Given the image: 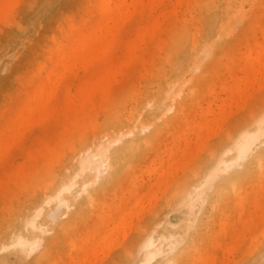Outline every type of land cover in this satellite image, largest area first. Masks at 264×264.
Here are the masks:
<instances>
[{
  "label": "bare ground",
  "instance_id": "bare-ground-1",
  "mask_svg": "<svg viewBox=\"0 0 264 264\" xmlns=\"http://www.w3.org/2000/svg\"><path fill=\"white\" fill-rule=\"evenodd\" d=\"M25 1L0 0V28L7 26L8 16L20 10ZM71 1L66 0V4ZM185 1L173 0L175 7L156 17L154 11L166 0H88L89 10L79 20L57 18V24L36 39L17 33L16 44L12 38L15 45L7 37L0 63L12 54L14 46L26 45V81L31 87L19 90L20 105L16 104L9 116L5 114L8 117H0V162L34 127L56 119L61 127L56 142L33 156L30 168L20 165L10 175L9 198L0 195V253H6L4 262L21 261L25 252L35 253L42 246L46 253L70 239L68 254H83L73 264H105L113 251H121L122 239L137 230L140 240L132 250L120 254L118 264H152L157 256L170 255L171 250L164 249L166 240L178 249L180 244H176L182 238L186 246L166 264H192L204 254L201 247L216 222L223 228L216 239L227 234L230 212L243 210L236 208L237 204L261 206L253 213L255 218L264 219V198L256 196L264 189V104L240 119L238 114L230 115L233 103L238 104L233 105L236 108L248 109L253 94L264 92V26L259 39H247L241 77L232 84L219 75L212 80L209 68L219 59L226 56L229 63L235 61L226 49L230 30L226 12L219 18L210 12L207 21L200 16L198 21L196 15L182 20L178 8ZM43 12L46 15V10ZM135 20L141 24L127 40L121 39V31ZM164 30L170 32L166 38L161 37ZM118 47L123 55L115 60L113 53ZM81 71L89 72L90 78L76 88L65 84L68 77ZM129 74L138 83L116 98V87ZM61 94L64 99L59 102ZM166 130L172 145L154 154L158 160H152L137 175L141 160ZM130 176L135 177L133 182ZM127 180L134 186L127 195L131 196L126 201L129 203L125 205L123 196L114 212H105L107 195L113 189L124 191ZM160 189L164 196L155 197ZM131 204L130 214H126ZM145 205L149 208L141 213ZM97 208L102 215L78 233V226L85 225ZM183 210L196 217L201 213L202 221L194 234L189 224L170 230L174 221L169 216ZM146 217L148 221L141 228L135 218L140 222ZM255 218L246 220L247 224ZM260 236L256 245L245 249L248 257L241 258L239 264H264V226ZM229 248L232 252L236 247ZM98 257L104 258L99 261Z\"/></svg>",
  "mask_w": 264,
  "mask_h": 264
},
{
  "label": "rangeland",
  "instance_id": "rangeland-1",
  "mask_svg": "<svg viewBox=\"0 0 264 264\" xmlns=\"http://www.w3.org/2000/svg\"><path fill=\"white\" fill-rule=\"evenodd\" d=\"M51 1H53L55 5H53ZM51 1L49 0L48 1L49 3H48L45 0V2H46L45 3L44 0H32V1L26 0L24 5L21 7L20 10L18 9L14 13L9 15L7 18V26L0 28V48H1L0 52H2V49L5 46V43L7 41V37L8 38L10 37V39H11L10 41L13 43V45L16 44V37H14V36H17V33H20V34L22 33L24 37L25 36L30 37L29 40H31L33 37H35L34 39H36V38L41 37L44 33H46L49 30V27L51 28L52 26H55L57 24L58 19H62V18H66L67 16H70V19H76L77 18V20H79L81 18V16L85 12H88V10H89L88 9L89 8L88 0H82V1L77 0L76 2L74 0H72L71 4L69 3L70 0H68L69 1L68 4L70 5L68 7L70 10L69 13H68V11H69L68 8L66 7V6H68V4H66V0H57V2H56V0L55 1L51 0ZM73 1H74V6L72 5ZM50 3L53 5V7H51L52 5ZM37 4H40V5L37 6ZM47 4H50V5L48 6ZM81 4H83V5H81ZM30 5H32V6H30ZM46 5H47V8L44 9V7H46ZM72 6L74 8L77 6L76 8H78V9L75 8V10H73L74 8ZM48 7H49V9H48ZM174 7H175V5L173 3V0H166L163 7H161V8L157 7L156 8V10L154 11V13H155L154 15L157 17L161 13H163L162 11H164V10L169 11ZM210 8H212V9H210ZM26 9L27 10L30 9L29 13L27 12ZM36 9L37 10L41 9V10H38V12H39V14H41V16H39ZM47 9H48V11H47ZM50 9H51V11H50ZM32 10L33 11L36 10V13H34L35 11L33 12ZM45 10L47 12L46 15H44L45 12H43ZM30 12H31V14H30ZM41 12H43V13H41ZM210 12H214L216 14L214 16H216L217 18H219L221 13L226 12L225 21L230 24V30L232 29V31H233V32L231 31L232 34H231L230 30H229L230 33L228 32V42H227L226 49L230 51V55H234V57H235L234 62L235 63L231 62V61L229 63L227 57L224 56L218 60L217 64H214L209 68V72L212 75V80L218 79L217 76L219 75V78H221L222 81L224 80L225 82H230V84H232V81L235 78H239L243 74V70L241 69L242 68L241 65L243 64V56H244L245 52H247V50H248L246 48L247 39H249V41L251 42V40L259 39L261 37V30H260L261 28L260 27L264 26V0H187L178 8V14L180 16V19H182V20L183 19H191L193 17V15H196V17L198 18V21H199L198 16H200L203 21H207L208 18L210 17ZM24 13H25V15H24ZM34 14H35V18H34ZM59 15H61V16H59ZM78 15H79V17H78ZM38 16H39V18H38ZM41 17H43V21H42V19H40ZM26 18L27 19L29 18L30 20L28 21ZM32 18H34V19H32ZM35 19L37 22L35 21ZM201 19H200V21H201ZM53 20L56 23L53 22ZM229 20H230V22H228ZM27 21H28L27 24L24 23ZM38 22H39V24H38ZM24 24L29 25V26L27 27ZM140 24H141L140 20H135V21L131 22V24L129 23L121 31V35H122L121 39L127 40L130 36H132L135 28L137 26H139ZM17 25H19L18 28H17ZM21 25L25 26V27L22 28ZM30 26H31V28H29ZM35 27H37V28L33 29ZM86 27H88V26L86 25ZM233 27H235V28L233 29ZM28 29H31V30H29V31H31V33H28L29 32V31H27ZM179 29H181V28H179ZM18 30H19V32H18ZM35 32H37V33H35ZM27 34H29V35H27ZM168 34H170V32L164 30L161 33V37L166 38ZM124 36H126V38H124ZM12 38L13 39L15 38L14 39L15 44H14V40H12ZM22 46H23V48H22ZM25 49H26V45L24 46L22 44H18V46L17 45L14 46L12 49V54L10 53L9 56L7 55L9 58L6 56V58H8V59L4 58L2 63H0V117H2V118L6 117L7 115L9 116L10 113H12L11 109L18 107V105H16V104L20 105V103H19L20 102L19 101L20 100L19 99L20 98L19 90L25 91V90L30 89V87H31V84L26 81V79H27L26 75H27L28 70H29V64L26 60L28 55L26 54L27 51ZM14 50H15V52H13ZM122 55H123V49L121 47H118L115 49V51L113 53V58L115 60H118L119 58L122 57ZM0 56H1V53H0ZM88 73L89 72L81 71L76 76H70V77H68V79L65 80V84H67L70 87L72 86V87L76 88V87L80 86L82 84V82H84L85 80H88L90 78V75ZM15 74H16V76H14ZM134 83H138V82L133 78V75L129 74L128 76L124 77V79H122V81L120 83V87H118V86L116 87V90L114 92V96L116 98L122 97L123 95H125L126 90L129 89L132 85H134ZM152 84L153 83L148 84V86H150ZM20 85H23V86H20ZM15 90H16V92H15ZM63 95L64 94H61L59 96V99H58L59 102L64 99ZM222 96L225 97L226 95L222 94ZM252 97H253V99L251 100V102L249 104L250 106L248 109H245L243 107L236 108L238 106V104L236 106V105H234L236 103H233V105L236 107H234L233 105L230 106V108H231L230 109L231 110L230 115L238 114V116H240L239 117V119H240L241 116L244 117L245 115H248L249 113H251L250 111H252L253 108L258 107V105L260 106V105L264 104V92L263 93H259V92L254 93ZM255 97H256V99H255ZM16 99H17V101H16ZM13 101H15V102H13ZM203 103H204V105H207V104H205L206 103L205 99H204ZM13 104H14V106H13ZM5 114H7V115L5 116ZM2 118H0V119H2ZM231 123H232V121L230 122V126H231ZM2 125H3V121L0 120V127H2ZM59 125H60V121L56 119V120H54V122H52L48 125H45V126L40 125V126L34 127L32 130L27 132L25 138H23L22 140H19L17 143H15V145L12 148V150L10 151L7 159L2 160L0 162V195H3V198H5V200L9 198L8 190L12 189V188L11 189L9 188V184L11 183V176L10 175H12L13 171L20 165H22L24 167H26V165H27V167L30 168V166L34 163L33 162L34 161L33 156H35L37 154H41L42 150L45 147H47V145H50V144H53V142L54 143L56 142L55 140L58 139L60 127H61ZM230 128H232V126ZM53 129H55V130H53ZM49 132H51V133H49ZM168 133H169V131L166 130L161 137L162 139L160 138L161 140H158L155 143V145L153 146V150H149V154L141 160L140 165L135 170V172H137V175L141 174V172L146 170L145 167L148 166L152 160L159 158V156L155 157L156 154L159 155L160 153L165 151V149L167 147H170L172 145V142H171L172 139L170 136H167ZM47 137H49V138H47ZM195 149H196V147H195ZM157 160L158 159H156V161ZM129 179L131 180V182H133L135 177L130 176ZM143 179H144V181H147L149 179L148 176L145 175V173H144ZM128 180L126 182L127 184L124 187V189H125L124 191L119 192V191H116L115 189H113L107 195L105 212H111V211L114 212L115 211L114 208L116 207V203L118 204V202H120L123 199L122 198L123 196L125 197V201L122 200L123 202L129 201L131 196H127V195L129 194V190L131 188H133L134 186H133V183H131ZM259 190L260 189H258V191ZM18 191L19 190H17L15 193H18ZM262 192H264V189L262 191H259L256 194V196H258V199L264 198V194L261 195ZM145 193H146V191L143 192V194H145ZM255 193L256 192H254V194ZM164 194H165V192L163 191V189H160L157 192V194L155 195V197L162 198L164 196ZM126 197H127V199H126ZM128 203L129 202H126V204L125 203H123V204L127 205ZM146 204H147V202H146ZM133 206H134L133 204L129 205L128 208L126 209L125 213L130 214L129 211L131 210V208ZM207 207H208V204L205 205V208H204L205 211L208 210ZM260 207L261 206H259V205L254 206L252 204L248 205L247 207L243 206V205H241L239 207V204H237L236 208H238V209L242 208L243 210H245L244 211L245 213L244 212L242 213L243 210L239 211L237 209H234L235 211L233 210L232 212H230V222H229V224L226 225L227 234L225 236H223V238H221V239L220 238L216 239V237H217V233L219 231H223V228L219 227L220 222H218V223L216 222L215 229L213 230L212 234L210 233L209 238L206 237L207 242H206V244L203 243V245L201 247L202 251H204V254L202 253L200 259L197 258V259H199V261H197V259H196L192 264H239V261L241 258L247 259L249 251H245V249L247 250V249L253 247L254 245H256V243L259 240L262 239V236H260V232H261V228L264 226V219L259 220V218H255V214L253 213L254 210H255V212L258 211ZM1 208H2V205L0 206V209ZM148 208H149V205H145V206H143V209L140 212L142 213L145 210H147ZM127 212H129V213H127ZM182 212L183 213L171 214L169 216L168 219L174 221L169 226L170 230L174 231V230L178 229L181 225H186V224L188 225L189 224V226L190 225L192 226L189 228V231L191 234H194L196 229H198L200 224H201V222H200V221H202V219L200 217L201 213L196 217L194 214H190L186 210H183ZM99 213L102 215V213L97 208L95 210L94 215L92 217H90V219L87 220L85 225L81 224L78 226V230H77L78 233L83 232L85 230V228H89L90 226H93V224L95 223V220H96L95 217H97V215ZM147 218L148 217H146L144 220H142L140 222L136 221L137 218H135V222L137 224L140 223L139 225H141V228H144L146 222L148 221ZM252 218H255V221L253 223L247 224V221H249ZM193 221H194V223H192ZM175 222L177 223V225ZM114 224H112L111 227L115 226ZM171 225H173L174 228ZM165 226H166V224H165ZM175 226H176V228H175ZM47 235L50 236L49 234H47ZM47 235L45 234V236H47ZM122 238L123 237H121V239ZM123 239H122L123 243H122L121 251L120 252L113 251L111 253V257H109V259H108V262L105 264H118L119 260H120L119 259L120 254L124 253L125 251L132 250L133 245L136 244L140 240L139 232L137 230H134V232L131 233L130 235H128L127 238H125L124 240ZM69 240L70 239H68L67 242L65 240L63 242L64 244L62 246L53 247L51 250H49L46 253H43L42 250H44L45 248L42 246V244H40V246H42L43 248L38 246L39 250H37V252L35 250V253L34 252L29 253L28 252L29 254H27V252H25L24 259H22L21 261L4 262L2 259L6 253L2 252V253H0V264H54V262H56L57 260H59L61 262V264H73L79 258H82L83 254H79V255L78 254H74V255L68 254L67 243L69 242ZM181 240H180V242H178L176 244L177 247L180 244L178 249L174 248V246H169V243H168L169 241L166 240L165 244H164V249H166L167 252L169 250H171L170 252H168V253H170V255L167 257L165 254L162 256L159 255L155 258V260L152 264L169 263L170 260L172 258H174L186 246V240L183 239V240H185V242L182 241V242H184L183 244H182ZM218 240H220L219 243H217ZM229 245L230 246L234 245L236 248L231 250L232 252H229V250H230ZM168 246L171 248H169ZM38 247L36 249H38ZM173 251H175V253ZM171 252H173V253H171ZM245 252H246V255H244ZM31 253H32V255H31ZM42 253H43V256H42ZM242 253H243V255H242ZM28 256H30V257L28 258ZM101 256H103V253L101 254ZM101 256H99V257L101 258ZM54 258H55V260H54ZM102 259H100L99 261H101ZM92 262H93V260H92Z\"/></svg>",
  "mask_w": 264,
  "mask_h": 264
},
{
  "label": "snow or ice",
  "instance_id": "snow-or-ice-1",
  "mask_svg": "<svg viewBox=\"0 0 264 264\" xmlns=\"http://www.w3.org/2000/svg\"><path fill=\"white\" fill-rule=\"evenodd\" d=\"M262 126H264V121H262Z\"/></svg>",
  "mask_w": 264,
  "mask_h": 264
}]
</instances>
